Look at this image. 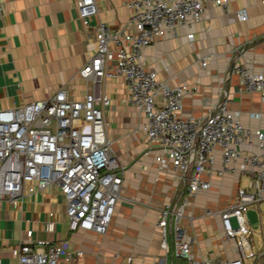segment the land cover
Masks as SVG:
<instances>
[{"label":"built area","instance_id":"obj_1","mask_svg":"<svg viewBox=\"0 0 264 264\" xmlns=\"http://www.w3.org/2000/svg\"><path fill=\"white\" fill-rule=\"evenodd\" d=\"M206 1L228 5V0H123L128 14L121 25L112 28L102 19L93 23L92 50L77 68L90 81L82 96H71L58 86L47 96L0 109V199L14 200L25 191L53 186L62 194L70 229L106 230L120 196L124 163L111 152L105 118L111 94L102 84L119 76L125 88L120 100L133 106L134 130L140 129L148 146L156 148L157 168L171 167L187 177L190 193L210 187L212 174L238 176L233 198L226 205L203 210L219 215L222 238L232 240L236 255L199 258L194 254L183 225L184 217L191 220L193 216L185 212V197L159 206L156 223L162 247L168 249L170 234L173 255L184 258L186 264H245V257L264 261V244L248 250L244 245L252 240L246 209L253 204L264 213V130L244 125L238 110L228 108L224 99L200 114H183L182 97L196 85L166 83L144 63V48L175 33L177 26L189 28L197 22ZM72 2L80 23L91 25L98 13L97 1ZM236 13L239 18L246 16L244 8ZM185 35L193 38V31L188 29ZM200 62L204 64L205 59ZM231 68L239 73L241 89H256L264 100L263 73L249 70L243 62ZM249 114L260 116L261 111ZM250 143L260 149L244 150ZM55 222L49 210L44 228L53 230ZM10 252L17 264H56L61 256L69 258L83 251L66 250L60 239L42 236L20 240Z\"/></svg>","mask_w":264,"mask_h":264},{"label":"crops","instance_id":"obj_2","mask_svg":"<svg viewBox=\"0 0 264 264\" xmlns=\"http://www.w3.org/2000/svg\"><path fill=\"white\" fill-rule=\"evenodd\" d=\"M98 13L89 26L80 23L72 0H0V109L47 96L58 86L68 94L82 96L90 81L77 73L88 58L93 44V23L102 19L112 28L121 25L128 14L123 0H96ZM228 5L204 2L200 17L189 28L177 26L144 48V63L169 84L186 82L196 89L182 97V113L200 114L224 99L237 109L246 126L264 130V100L256 89L240 87V76L231 67L243 62L249 70L264 74V0H228ZM244 8L246 16L237 11ZM193 31V38L185 35ZM201 59L205 63L201 64ZM102 87L111 94L105 109L111 152L124 163L120 196L104 232L70 229L64 215L62 194L49 186L27 192L14 200L0 199V256L2 264H17L10 247L34 237L60 239L66 250L81 249V254L59 257L56 264H186L175 257L170 246L160 244L156 223L159 206L165 202L188 199L183 218L190 247L199 258L234 256L231 239H223L219 215L208 219L206 207L219 209L233 197L236 173L212 174L211 185L190 193L187 177L169 167L157 168L156 148L149 147L146 136L136 125L131 104L120 100L123 79H106ZM250 111H261L260 116ZM258 151L255 143L244 150ZM219 160L216 162L218 166ZM244 177H241V180ZM49 210L56 219L53 230H46ZM211 221L213 230L204 231Z\"/></svg>","mask_w":264,"mask_h":264},{"label":"rangeland","instance_id":"obj_3","mask_svg":"<svg viewBox=\"0 0 264 264\" xmlns=\"http://www.w3.org/2000/svg\"><path fill=\"white\" fill-rule=\"evenodd\" d=\"M261 208L264 210V205L261 204ZM246 217L248 219V224L250 226V229H252V240L251 243H245V249H257L260 246H263L264 244V213L263 212H258L255 205H250L246 211ZM208 219L214 218L213 215L206 214ZM231 221L233 224H235V218L232 216ZM210 230H213V225L212 222L209 221L206 229L204 230L206 234L211 232ZM245 264H264V261H254L251 259V257H245L244 258Z\"/></svg>","mask_w":264,"mask_h":264}]
</instances>
